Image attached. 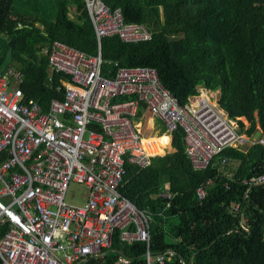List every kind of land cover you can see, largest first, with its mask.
<instances>
[{"label":"trees","instance_id":"obj_1","mask_svg":"<svg viewBox=\"0 0 264 264\" xmlns=\"http://www.w3.org/2000/svg\"><path fill=\"white\" fill-rule=\"evenodd\" d=\"M105 3L112 12L121 11L124 25L144 26L151 33L149 41L129 44L119 37L102 39L105 77L113 78L118 67H154L180 104L198 88L218 92L219 108L239 123L240 132L251 136L258 127L264 135V0ZM54 41L98 55L85 0H0V73L22 72L26 98L44 111L51 100L63 99L62 84L70 82L52 71L42 54ZM169 138L166 154L153 157L148 168L125 166L119 189L151 218L149 250L172 251L167 264H264V183L250 189L243 185L264 177V146L227 148L208 169L196 171L186 154L183 130L177 128ZM145 144L150 154L160 155L168 138L154 136ZM234 164L232 175H226ZM200 187L207 192L202 202L196 195ZM146 252L145 243L127 244L116 231L111 249L83 264H114L118 255L143 264Z\"/></svg>","mask_w":264,"mask_h":264},{"label":"built area","instance_id":"obj_2","mask_svg":"<svg viewBox=\"0 0 264 264\" xmlns=\"http://www.w3.org/2000/svg\"><path fill=\"white\" fill-rule=\"evenodd\" d=\"M85 4L98 55L59 41L42 49L50 69L70 79L62 84L63 99L51 100L44 111L26 98L22 72L0 73V264L87 263L111 249L116 231L127 244L147 245L143 264L173 259L170 250H149L150 216L119 194L126 165L144 170L159 157L146 148V113L162 124L168 141L177 128L183 130L196 171L208 169L227 148L264 146L262 132L256 139V132H240L239 123L227 117L208 90L198 88L180 104L154 67H118L113 78L105 77L102 39L119 37L129 44L149 41L151 33L144 26L124 25L121 11L112 12L105 0ZM70 183L88 188L86 205L65 202ZM263 183L264 177L243 181L249 189ZM196 195L204 201L205 187ZM114 264L132 261L118 255Z\"/></svg>","mask_w":264,"mask_h":264},{"label":"rangeland","instance_id":"obj_3","mask_svg":"<svg viewBox=\"0 0 264 264\" xmlns=\"http://www.w3.org/2000/svg\"><path fill=\"white\" fill-rule=\"evenodd\" d=\"M69 13H70V18L73 19L74 18V10H73V8H70V12ZM209 94L212 95L213 101L216 103V101L218 99V93L217 92H215V93H210L209 92ZM242 122L244 123L245 127H248V123L244 119H242ZM154 124H155L156 128H159L161 126V124L157 120L155 121ZM143 126H144V124H143ZM257 131L261 132V130L258 127H257ZM152 135H153V133L149 132L148 137H150ZM159 135H160V133H159ZM161 145L162 146H166V144H161ZM167 150H168V147H167ZM162 151L164 152V150H162ZM165 154H166V152L163 155H165ZM163 155H161V156H163ZM235 167H236V164L231 165L230 167H228L226 169V172H225L226 175H232V172L235 169ZM88 195H89V190H88L87 187L82 186V185H77V184H74V183H70V185L68 186V188L66 190V194H65L64 200L69 205L83 206V205H86ZM167 241H170V239L167 238Z\"/></svg>","mask_w":264,"mask_h":264},{"label":"crops","instance_id":"obj_4","mask_svg":"<svg viewBox=\"0 0 264 264\" xmlns=\"http://www.w3.org/2000/svg\"><path fill=\"white\" fill-rule=\"evenodd\" d=\"M98 47H99V46H98ZM98 52H99V49H98ZM212 93H215V92H212ZM217 93H218V92H217ZM142 119H143V124H144L143 129L145 128V129H144V137H145L146 139H147V138L154 137L155 135H156L155 137H159V136L165 135V134H164V130H163V126H162V124H161L156 118H153V117L149 116V115L146 113L145 115H143ZM156 120L161 124V126H160L159 128H156V126H155V124H154ZM149 132L153 133V135L150 136V137H148ZM159 133H160V135H159ZM165 136H166V135H165ZM169 141H170V138H169ZM169 141H168V145H167V147H169ZM167 147H166V149H163V148H162V150H164V153L166 152ZM164 148H165V147H164ZM164 153L160 154L159 157H161V155H163ZM157 156H158V155H157ZM163 156H164V155H163Z\"/></svg>","mask_w":264,"mask_h":264},{"label":"water","instance_id":"obj_5","mask_svg":"<svg viewBox=\"0 0 264 264\" xmlns=\"http://www.w3.org/2000/svg\"><path fill=\"white\" fill-rule=\"evenodd\" d=\"M259 135H260V132L257 131V132L255 133V135H254V139H256Z\"/></svg>","mask_w":264,"mask_h":264},{"label":"bare ground","instance_id":"obj_6","mask_svg":"<svg viewBox=\"0 0 264 264\" xmlns=\"http://www.w3.org/2000/svg\"><path fill=\"white\" fill-rule=\"evenodd\" d=\"M151 138H153V137H151ZM147 139H148V138H147ZM147 139H146V140H147ZM146 148H147V147H146ZM162 148L164 149V147H162ZM147 151H148V150H147ZM151 155H152V154H151ZM158 156H159V155H158Z\"/></svg>","mask_w":264,"mask_h":264}]
</instances>
